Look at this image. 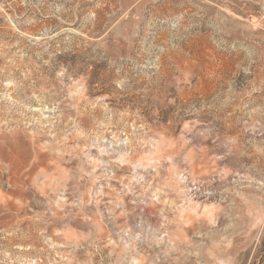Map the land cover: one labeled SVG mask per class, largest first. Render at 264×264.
Listing matches in <instances>:
<instances>
[{
	"label": "rangeland",
	"instance_id": "1",
	"mask_svg": "<svg viewBox=\"0 0 264 264\" xmlns=\"http://www.w3.org/2000/svg\"><path fill=\"white\" fill-rule=\"evenodd\" d=\"M0 264H264V0H0Z\"/></svg>",
	"mask_w": 264,
	"mask_h": 264
}]
</instances>
